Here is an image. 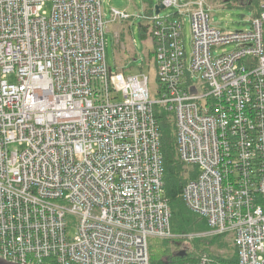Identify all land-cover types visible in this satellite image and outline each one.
Returning <instances> with one entry per match:
<instances>
[{"label": "built area", "instance_id": "2783aa9c", "mask_svg": "<svg viewBox=\"0 0 264 264\" xmlns=\"http://www.w3.org/2000/svg\"><path fill=\"white\" fill-rule=\"evenodd\" d=\"M142 20L152 60L127 75L106 63L102 0H0V259L150 264L151 239L224 236L237 264H264V0L240 31L204 0H159ZM153 107L173 117L195 171L181 199L206 232L171 231Z\"/></svg>", "mask_w": 264, "mask_h": 264}, {"label": "rangeland", "instance_id": "374dc122", "mask_svg": "<svg viewBox=\"0 0 264 264\" xmlns=\"http://www.w3.org/2000/svg\"><path fill=\"white\" fill-rule=\"evenodd\" d=\"M158 1L159 0H102V12L104 14V22L108 23L107 32L104 36L105 60L108 67L114 69L115 67L119 66V64H121L118 61L119 59L122 64L125 65V74H135L137 73L136 71H139L140 62L138 60L133 61V59L143 58L146 61L148 59L152 60L151 55H149V49L152 46L151 39L148 35H142L143 33L140 30L139 24H141L143 21L142 16L144 15V11L146 14H148L150 12L151 7L157 5ZM204 2L205 8L210 9L211 18L213 19L214 25L218 29L224 32H233L249 28V21H251L253 14L247 9L239 7L237 5L229 7L228 5L221 3V1L214 2L211 0H204ZM112 10L125 12L127 15L130 16V20H127V22L121 23L120 25H118L117 23H110L112 20ZM169 13H171V10H165L163 12V14ZM117 29L122 33L120 38V44L124 45V49H121L120 45L116 43L114 33L117 31ZM183 37L185 51L187 56H189L191 53V36L188 21L184 23ZM129 44H132V49ZM231 49V47L221 48L218 52L224 53L230 51ZM126 57H128L129 59L124 62ZM146 69L147 68H145L143 71L145 72ZM157 91L158 83L155 79L154 72H151L149 92L152 100H156L158 98ZM192 230H194V228H192ZM203 232L205 231H197L195 229L194 232L192 231L191 233L197 234ZM213 237L214 236H205L200 237L198 239L210 240ZM194 239H191L189 242ZM220 240L224 244H227L229 248L226 250H218L216 246L204 245L203 247L208 250V252L212 254L213 257L234 255L235 252L232 248L231 240L227 237H222V239ZM162 246V240H149V254H151L152 251L155 252L156 249ZM167 247L170 252L176 251V244L171 243ZM180 251H188V245H182L180 247Z\"/></svg>", "mask_w": 264, "mask_h": 264}, {"label": "trees", "instance_id": "16d2710c", "mask_svg": "<svg viewBox=\"0 0 264 264\" xmlns=\"http://www.w3.org/2000/svg\"><path fill=\"white\" fill-rule=\"evenodd\" d=\"M146 1V0H144ZM232 6L247 9L256 18L260 12L262 0H211ZM144 35V34H142ZM149 61V60H148ZM149 62H147L148 64ZM154 120L160 132V151L164 168V192L169 200L171 210V231L175 235L193 234L192 231L207 230L206 222L192 214L184 205L181 193L189 179H193L195 171L185 168L177 158L176 130L173 117L161 107H153ZM200 220V221H199ZM194 228V230H192ZM192 230V231H191ZM224 236H215L210 240L194 239L191 242L184 239L162 241V247L152 251L150 264H201L203 259L209 264H237L236 254L231 256L213 257L203 246H216L218 250H226L229 247L220 239ZM176 244V251L170 252L169 244ZM188 245V251H180V247ZM186 247V246H185ZM233 248V247H232ZM234 250V249H233ZM235 252V251H234Z\"/></svg>", "mask_w": 264, "mask_h": 264}, {"label": "water", "instance_id": "95a60500", "mask_svg": "<svg viewBox=\"0 0 264 264\" xmlns=\"http://www.w3.org/2000/svg\"><path fill=\"white\" fill-rule=\"evenodd\" d=\"M162 9H163V7L161 5L160 6H156L155 7V12L158 13ZM143 31L146 32L145 29H143ZM0 264H13V263H9V262H6V261L0 259Z\"/></svg>", "mask_w": 264, "mask_h": 264}]
</instances>
